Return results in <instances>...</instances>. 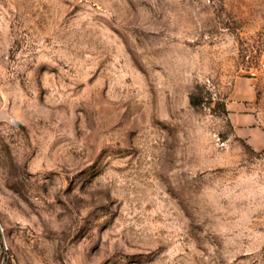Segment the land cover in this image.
<instances>
[{
	"label": "rangeland",
	"instance_id": "obj_1",
	"mask_svg": "<svg viewBox=\"0 0 264 264\" xmlns=\"http://www.w3.org/2000/svg\"><path fill=\"white\" fill-rule=\"evenodd\" d=\"M0 264H264V0H0Z\"/></svg>",
	"mask_w": 264,
	"mask_h": 264
}]
</instances>
